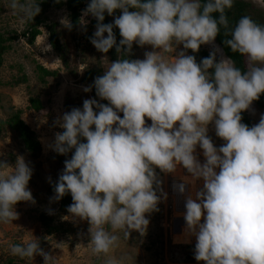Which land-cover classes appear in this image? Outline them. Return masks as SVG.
Masks as SVG:
<instances>
[{"label":"clouds","instance_id":"clouds-1","mask_svg":"<svg viewBox=\"0 0 264 264\" xmlns=\"http://www.w3.org/2000/svg\"><path fill=\"white\" fill-rule=\"evenodd\" d=\"M38 4L9 0L8 7L32 21ZM232 5L233 0H89L82 10V19L96 21L90 44L102 54L114 48L118 58L82 89L94 88L98 99H85L54 121L62 131L48 147L57 155L71 152V158L63 162L50 202L71 196L69 216L62 219L87 221L93 254L107 255L117 245V232L126 239L132 232L146 234V214L166 199L156 170L174 174L179 167L187 175L174 188L180 195L189 188L183 242L194 238L197 264H264V113L251 127L241 122V113L264 93V24L242 16L223 41L246 58L243 72L231 58L217 59L220 49L213 42L220 26L228 27L225 10ZM105 14L112 23H103ZM60 23L71 30L67 19ZM134 43L152 51L130 59ZM202 45L213 48L197 63L186 53ZM209 125L223 141L219 147ZM31 176L23 156L14 165L0 160V223L18 219L17 203L35 204L27 188ZM9 251L55 264L33 236ZM106 264L122 261L109 258Z\"/></svg>","mask_w":264,"mask_h":264},{"label":"rangeland","instance_id":"rangeland-1","mask_svg":"<svg viewBox=\"0 0 264 264\" xmlns=\"http://www.w3.org/2000/svg\"><path fill=\"white\" fill-rule=\"evenodd\" d=\"M41 1L36 0L40 8L38 16L43 20L39 27L40 35L30 44L21 34L33 24L34 18L32 21L22 19L19 12L8 7L9 0H0V32L17 35L3 55V64L0 67V120L7 119L12 111H21L22 121L34 133L39 146L35 154H30L16 134L6 130L0 136V160L14 165L16 156L19 155L30 164L32 176L27 188L35 201V204L17 203L14 207L18 219L12 223H0V263L13 260L16 264H43V258L38 255L33 259H21L10 254L11 245L23 244L33 236L40 241L43 252L50 258H55V264H106L109 258L122 261V264H197L193 258L194 238L189 244H176L173 241L177 232L176 224L181 217L176 215L172 186L178 181L177 174L187 175L179 167L174 174H164L156 170L166 199H162L157 205L158 211L146 214L149 219L146 234L142 237L132 232L126 239L122 232L115 233L118 236L117 245L107 255L91 252L90 245L87 244V221H73L71 217L68 220L62 219L69 216L67 208L61 206L60 200L50 202L54 197L52 186L63 171V162L71 158V152L67 156L57 155L48 147L53 142L54 133L62 131L54 125V121L72 108L81 107L83 100L98 99L94 88L88 93H84L82 89L92 85L94 78L103 74L108 62L111 63L118 57L113 59L108 52L99 53L90 44L89 37L95 30L91 25L94 18L89 16L82 19L80 14L77 29L70 32L60 23L61 19L69 21L65 9H55L53 6L44 8ZM244 1L253 4L257 13L264 15L262 0ZM113 15L118 17L120 13L116 11ZM112 19L105 14L106 21L112 23ZM50 24L56 25L59 34L62 45L60 54L49 47L46 27ZM213 45L220 49L215 41ZM213 45L201 47L209 54ZM181 50V46H177L176 51ZM146 51H152L150 46L137 47L134 43L129 58L143 59ZM220 55L224 56L221 49L217 59ZM35 64L56 71L57 76L47 78V83L41 84L36 78ZM22 77H25L24 81L20 80ZM31 97L39 98L42 102L41 111L35 112L27 108ZM245 113L254 125L258 123L264 110L252 103ZM150 123L145 120L146 125ZM208 135L214 146L219 147L223 143L215 136L212 125L208 126ZM196 155L203 162L198 147ZM200 186L201 182L198 181L195 190ZM49 210L52 214H48ZM181 221L184 224L183 218Z\"/></svg>","mask_w":264,"mask_h":264},{"label":"trees","instance_id":"trees-1","mask_svg":"<svg viewBox=\"0 0 264 264\" xmlns=\"http://www.w3.org/2000/svg\"><path fill=\"white\" fill-rule=\"evenodd\" d=\"M264 2V0H262ZM52 3V5L50 4ZM41 4L43 7H51L55 9L64 8L68 14L69 22L72 25L70 32H74L79 23H80V14L81 11L87 6L88 0H42ZM257 10L253 6V4L245 2L244 0H233V5L230 9L225 10V16L228 20V27L225 28L220 26L219 32L215 38V43L220 47L226 58H231L234 62L235 66L239 68L242 72L246 69V58L241 56L238 53L231 52L229 48L223 44V41L230 39L231 29L235 26L236 22L242 16H249L255 22L259 24H264V15L257 13ZM214 18L217 14H213ZM43 20L37 15L34 17V22L32 25H29L28 28L21 34L23 37H26L27 42L32 44L35 38L40 35L39 27L42 25ZM103 23H109L104 19ZM96 21H91L92 27L95 28ZM48 33V42L52 50L56 53L60 54L62 50V45L60 43L59 34L56 30V25L50 24L46 27ZM114 35L116 36L117 42L119 41V33L117 29H113ZM17 38L16 33L12 35L0 32V67L3 64V55L9 48V44ZM109 55L115 59L117 54L115 53V49H110L108 51ZM188 55H194L196 62L199 63L202 58L208 56V53L200 47L198 52L193 54L190 51L187 52ZM123 58V57H121ZM60 59L64 60L62 56ZM211 71V70H209ZM35 73L38 82L45 85L47 82V78H55L57 76L56 71H51L39 64H35ZM21 81L25 80V77L20 79ZM18 82V81H17ZM15 82V83H17ZM253 104L259 108L260 110H264V93H262L259 98L253 101ZM29 110H33L35 112H39L43 109V104L39 100V98L31 97L28 100ZM21 111L15 110L10 113V116L5 120H0V136L3 131L8 130L11 133L16 134L21 143L24 146V149L30 153L35 154L38 151V142L34 135V133L29 129V127L22 121L21 119ZM242 120L241 122L249 127L252 126L250 119L248 118L245 112L241 113ZM55 185V184H54ZM52 186V189L54 188ZM71 196L69 194H65L63 198L60 199V204L62 207L67 208L71 204ZM0 264H16L13 260H6Z\"/></svg>","mask_w":264,"mask_h":264},{"label":"bare ground","instance_id":"bare-ground-1","mask_svg":"<svg viewBox=\"0 0 264 264\" xmlns=\"http://www.w3.org/2000/svg\"><path fill=\"white\" fill-rule=\"evenodd\" d=\"M177 175H178V181H176L174 183V185L179 184L181 182L180 181V178L182 176H185L186 174L181 175V173H180V174H177ZM174 185L172 186L173 187L172 189H173V195H174V201H175L176 215L178 217H181V219H182L183 218V212H184V199H185L186 196L189 195V188H188V186H186L185 193L183 195H180L175 190ZM195 188L192 190L193 197H194V190H195ZM181 219L176 224L177 232L173 236V241L176 240V238H179V240L177 242H174V243H176V244H189L190 242H193L192 241L193 238H188V242L187 243H184L183 242V240L185 239V237L183 235V230H184L185 225L182 224Z\"/></svg>","mask_w":264,"mask_h":264}]
</instances>
